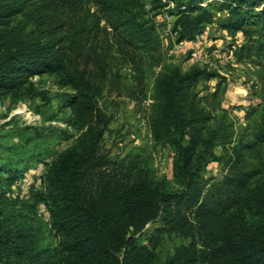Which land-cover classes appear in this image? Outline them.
Segmentation results:
<instances>
[{
	"label": "trees",
	"instance_id": "trees-1",
	"mask_svg": "<svg viewBox=\"0 0 264 264\" xmlns=\"http://www.w3.org/2000/svg\"><path fill=\"white\" fill-rule=\"evenodd\" d=\"M204 1L153 0L151 9L174 17L175 43L194 40L216 21L231 36L243 34L232 50L237 62L264 54V0ZM144 14L142 0H0V97H31V77L57 75L73 90L57 98L71 108L78 131L71 145L51 154L40 190L20 200L0 192V264H264V114L251 139L236 143L224 119L207 127L210 115L190 90L201 80L224 79L216 70H182L150 56L161 66L152 139L174 153L172 185L155 178L142 147L120 158L102 150L110 117L98 99L105 81L110 87L120 77L109 70L111 48L159 50ZM24 145L12 142L0 154L8 183L22 175L20 164L40 155L23 160L25 151L17 150ZM210 161L223 165L220 179L204 178ZM39 203L47 206L54 247L42 242ZM148 224L156 226L145 236ZM173 239L179 243L161 257L163 243Z\"/></svg>",
	"mask_w": 264,
	"mask_h": 264
},
{
	"label": "rangeland",
	"instance_id": "rangeland-1",
	"mask_svg": "<svg viewBox=\"0 0 264 264\" xmlns=\"http://www.w3.org/2000/svg\"><path fill=\"white\" fill-rule=\"evenodd\" d=\"M142 3L144 17L150 18L155 26L159 50L149 54L127 48L129 53H121L116 47L111 48L109 70L111 74L118 71L120 77L110 87L105 81L103 96L98 99V104L110 117L101 144L103 152L110 158L123 157L128 151L142 147L155 171V178L171 184L174 153L168 145H155L152 139V92L161 66L154 64L150 56L159 54L161 63L170 62L179 65L182 70L195 64L190 60L187 47L174 42L175 35L171 31L174 17L165 9L152 10L153 0H142ZM207 3L214 1L206 0L201 4ZM92 9L96 8L92 6ZM216 16L220 18L222 14ZM200 34L202 39L196 47L198 53L219 69V75L224 79L201 80L190 93L196 95L198 105L210 115L207 127L212 128L224 119L223 123L228 125L235 143L239 139L249 140L264 114V54L234 65L229 61L228 53L229 50L235 51L244 41L241 32L231 36L215 21L206 25ZM29 81L31 97L17 92L0 97V154L6 153L4 147L8 144L24 145L25 141L28 143L17 150L19 153L25 151L21 156L23 160L28 155L40 154L27 160L24 166L20 164L21 168L25 167L22 168V175L11 182L8 183L6 175L0 176V192L12 200L28 199L32 191L40 190L43 187L41 176L47 168L46 162L51 160V154L71 145L78 134L71 124V108L60 105L57 98L60 93L73 92L71 87L61 84L54 74L36 75ZM39 92H44L50 101L43 103ZM214 151L220 155L222 146H216ZM222 174L223 165L218 161H210L203 171L204 178L220 179ZM43 204L36 206V214L44 210ZM41 221L42 242L54 247L57 236L47 222ZM155 226L146 225L144 235L151 233ZM178 243L176 239L165 241L160 248L161 257Z\"/></svg>",
	"mask_w": 264,
	"mask_h": 264
},
{
	"label": "built area",
	"instance_id": "built-area-1",
	"mask_svg": "<svg viewBox=\"0 0 264 264\" xmlns=\"http://www.w3.org/2000/svg\"><path fill=\"white\" fill-rule=\"evenodd\" d=\"M203 3V2H202ZM202 5V4H201ZM202 39V35L198 34L195 36L194 40L191 41H183V42H179L177 43L178 45H184L185 47H187V50H189V55H190V60L193 64L199 66V67H205L206 69H214L217 71L218 74H221V72L219 71V69H217L216 67L212 66L211 63L207 62L205 59H203L201 57V55L198 53L197 51V42ZM229 56V61L234 64L237 65V61L233 55L232 50H229L228 53ZM44 210L38 211L37 215L41 220H44L45 222L48 223L50 222V216H49V212L47 209L46 204H43Z\"/></svg>",
	"mask_w": 264,
	"mask_h": 264
},
{
	"label": "bare ground",
	"instance_id": "bare-ground-1",
	"mask_svg": "<svg viewBox=\"0 0 264 264\" xmlns=\"http://www.w3.org/2000/svg\"><path fill=\"white\" fill-rule=\"evenodd\" d=\"M245 90V89H244ZM238 93H239V91H238Z\"/></svg>",
	"mask_w": 264,
	"mask_h": 264
}]
</instances>
